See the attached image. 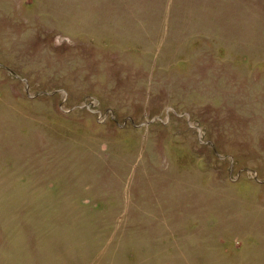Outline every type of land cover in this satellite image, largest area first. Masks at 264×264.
I'll list each match as a JSON object with an SVG mask.
<instances>
[{"label":"rangeland","instance_id":"obj_1","mask_svg":"<svg viewBox=\"0 0 264 264\" xmlns=\"http://www.w3.org/2000/svg\"><path fill=\"white\" fill-rule=\"evenodd\" d=\"M0 264H264V0H0Z\"/></svg>","mask_w":264,"mask_h":264}]
</instances>
